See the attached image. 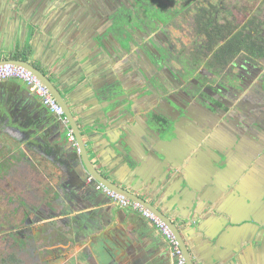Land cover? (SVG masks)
Returning <instances> with one entry per match:
<instances>
[{"label":"flooded vegetation","instance_id":"af4514ba","mask_svg":"<svg viewBox=\"0 0 264 264\" xmlns=\"http://www.w3.org/2000/svg\"><path fill=\"white\" fill-rule=\"evenodd\" d=\"M84 1L99 6L92 17L120 42L117 78L132 89L137 110L145 101L150 124L174 120L171 137H189L206 173L225 175L233 197L264 209V20L244 19L255 18L262 33L224 49L229 36L212 33V25L234 19L231 0ZM2 125L0 264H38L40 251L58 261L59 252L86 238L103 247L97 264L122 263L120 242L63 208L51 149H36L28 134Z\"/></svg>","mask_w":264,"mask_h":264},{"label":"water","instance_id":"95a60500","mask_svg":"<svg viewBox=\"0 0 264 264\" xmlns=\"http://www.w3.org/2000/svg\"><path fill=\"white\" fill-rule=\"evenodd\" d=\"M4 3L16 10L11 19L21 25L25 21L32 23V35L48 38L50 45L59 53L64 52L68 63L72 62L80 74L67 92L71 96L85 93L81 99L75 96L76 104L81 105L76 109L37 64L18 58L0 60V64L10 62L28 67L64 108L81 150L55 137L53 129L61 122L49 114L48 106L44 105L45 112L41 111L29 87L14 88L0 80V130L6 128L4 123L28 134L26 139L35 148L59 149L70 168L68 174L75 177L63 184V208L78 213L81 221L90 223V228L119 235L125 244V250L120 251L125 260L120 264H178V258L166 236L150 219L147 218L156 228L144 224L138 228L136 220L126 218L122 211L130 207L119 206L105 191L97 189V182L141 202L165 221L179 241L187 264H247L250 260L254 263L256 259L250 252L264 250V209L253 203L250 216L244 217L240 211L226 207L219 190L225 175L217 178L219 174L210 172L186 173V160L178 163L181 151L174 153L168 145L177 133L175 121L169 120L171 124L167 126L150 124L148 111L135 107L132 89L119 82L115 58L121 54L120 42H112L113 33L103 30L92 17V13L99 16V6H89L84 0H0V18L4 17ZM55 72L52 69V74ZM101 72L103 75L98 76ZM98 77L103 79L98 81ZM122 92L124 95L119 96ZM106 152H111L109 159L103 158ZM145 162L149 164L146 172H138ZM122 166L133 173L125 175ZM204 175L207 176L203 178ZM146 195L152 201L146 200ZM203 202L207 203L204 207ZM88 226L84 223V229L88 230ZM237 227L244 228L233 235ZM198 238L211 243L207 253L200 250Z\"/></svg>","mask_w":264,"mask_h":264},{"label":"crops","instance_id":"0c3cea01","mask_svg":"<svg viewBox=\"0 0 264 264\" xmlns=\"http://www.w3.org/2000/svg\"><path fill=\"white\" fill-rule=\"evenodd\" d=\"M2 14L4 15L3 18H0V60L3 59H10V58H18V59H26L29 60L35 64H37V66H39L40 68H43L46 73H48L51 78L58 84V86L62 89L64 95L67 96V98L69 100H71V102L73 103L74 107L76 109H80L81 105L76 104V100H75V95L71 96L70 94H68L67 92L69 91L71 84H73L77 79L80 78V74L78 73L76 66H74L72 64V62L68 63L67 57L64 56V52L59 53L58 51L55 50L54 46H52V44L50 45V43L48 42V38L45 39L43 38L41 35L39 37H35L32 35L31 33V29L35 28L34 25L27 21L24 22V25L18 24L17 22H15L13 18V15L15 14L16 10H14V8L12 6H10L8 3L3 5L2 7ZM109 42H111L112 37L109 38ZM117 40V39H116ZM114 40H112L113 42ZM95 43V41H94ZM116 43V42H114ZM27 49H29L27 51ZM114 55L116 54L115 51ZM120 52V51H119ZM121 57L119 55H116L115 58V63L119 64ZM119 62V63H118ZM59 64V66H57ZM45 66V68H44ZM62 67V68H61ZM52 69H56V72L54 74H52ZM118 73H119V67H118ZM101 75L98 76H102L103 72L100 73ZM98 77V81H99ZM103 79V78H101ZM102 83V81H100ZM5 83L8 86L11 87H21L23 89L28 88V85L26 84V82L22 79L19 78H11V79H7L5 81ZM83 94L82 92L78 93V98H83ZM29 99L33 100V97L31 95H29ZM81 96V97H80ZM38 105L41 106V111L45 112V107L44 104L42 103V101L40 100V98L35 95ZM119 105L120 103H116V105ZM135 107H137V101L135 102ZM146 107L145 105V101H143L141 103L140 106V110L144 109ZM51 111V110H50ZM52 117L56 118L57 120H59L61 122V124L57 127H54L53 131L56 132L55 133V137L65 140L66 142L72 144V142L68 139L67 137V131L69 129V123H65L64 121H62L55 113H53L52 111L49 113ZM20 122V121H19ZM16 128H17V124H16ZM2 131V130H0ZM4 131L1 132V134ZM0 134V136H1ZM76 150L78 149L77 146H75L74 144H72ZM169 147L174 151V153H178L179 151H181V156L183 157V159L185 160H191L190 165L188 167L187 172H193L195 174H200V173H206L204 167L202 166V164L200 163L201 160L197 158L196 153L197 150H195L190 143V139L189 137L187 138L184 133L183 134H179V136H176L175 139H173L171 142L168 143ZM51 151L54 153V159L53 161H51V163H49L50 165L53 164V166H55V171L58 177V181H57V189L59 191V187H60V192L59 194L63 193V189H64V183L67 182L70 178V180H75L74 175H69L68 171L70 168L67 167V162L66 160H64V156L62 155V153L60 152L59 149H54L51 148ZM111 155V152L108 153L106 152L103 156V158H107L109 159ZM181 157V158H182ZM106 160V159H105ZM200 161V162H199ZM52 167V165H51ZM149 167V164H147L146 162L144 163V165H140L138 167V172H146V168ZM53 168V167H52ZM54 169V168H53ZM123 173L125 175H130L133 172L130 170L129 167L126 166H122L121 167ZM226 174H231L227 171ZM207 175H204V177H206ZM210 178V177H209ZM207 179V178H205ZM57 180V179H55ZM220 192L222 195H224L225 197V202H226V207L229 210H238L240 211L239 213L242 214L244 217H249L251 214V210L250 207L253 206L252 202L249 203L248 202V198L246 196H239V197H233L232 194L229 192L228 190V186L227 183H222L220 184ZM207 205V204H206ZM259 205V204H258ZM205 205L202 203V207H204ZM261 206V205H259ZM124 212V216L126 218H132L133 220H136V224L138 226V228H140V224H144L145 226H147L148 228H156L146 217L143 216V214L139 211L133 210L131 208H124V210H122ZM248 225H252L248 224ZM254 226V225H253ZM244 227H237L234 228L232 231V234L234 235L235 232L243 230ZM192 229V226H191ZM107 234L110 236L111 239L117 241L119 243L118 246V250L122 252V249L125 250V244H123L122 239H119V235H116L112 232H107ZM193 237L196 238V235H193ZM125 238V237H124ZM199 241L198 243L201 244V248L200 250L204 253H207V251L209 249H211L210 247V242L206 239L203 238H198ZM124 240V239H123ZM90 243L92 244V242H90V238H86L81 240V242H77L75 249L78 250L79 248H83L86 245H90ZM120 245L122 247H120ZM251 257L255 258L256 261L253 263V260H250V262H247V264H264V250H252L250 252ZM119 256L121 257L122 260H125L124 256H122V253H119Z\"/></svg>","mask_w":264,"mask_h":264},{"label":"built area","instance_id":"2783aa9c","mask_svg":"<svg viewBox=\"0 0 264 264\" xmlns=\"http://www.w3.org/2000/svg\"><path fill=\"white\" fill-rule=\"evenodd\" d=\"M11 78H19L24 80L31 91L40 98L45 106H48L50 110L55 113L62 121L67 124L69 123L68 118L64 113V108L54 97L50 88L32 70L24 65H18L10 62L0 64V80H7ZM67 136L69 140L78 147L79 150L78 142L76 141L74 132L71 128L68 129ZM97 189L105 191L119 206L130 207L133 210L141 212L144 217L150 219L168 239L173 253L178 258V264H187L182 249L179 245V241L177 240L175 234L173 233L169 225L165 221H163L157 214L152 212L149 208L145 207V205L141 202L133 200L115 191L114 189H111L103 182H97Z\"/></svg>","mask_w":264,"mask_h":264},{"label":"rangeland","instance_id":"374dc122","mask_svg":"<svg viewBox=\"0 0 264 264\" xmlns=\"http://www.w3.org/2000/svg\"><path fill=\"white\" fill-rule=\"evenodd\" d=\"M228 6L233 15L232 18H236L238 23H242L244 19L253 14L264 20V0H231L228 2ZM54 229L60 232L59 227L54 226ZM86 248H88V252L85 250ZM102 249L103 247L98 242H93L91 245H86L78 250L72 247L67 253L63 250L59 252L60 258L58 261L52 260L49 252L40 251L39 255L41 257L38 264H97L96 258L101 259V255H103L101 253ZM104 262L98 260L99 264H105Z\"/></svg>","mask_w":264,"mask_h":264},{"label":"trees","instance_id":"16d2710c","mask_svg":"<svg viewBox=\"0 0 264 264\" xmlns=\"http://www.w3.org/2000/svg\"><path fill=\"white\" fill-rule=\"evenodd\" d=\"M255 18H251L247 20L245 23H238L236 18L233 20H228L226 23H221L217 21L213 27L212 33L215 31L219 36L226 35L229 36L226 39V43L224 44V49H230L232 47H236L238 44H242L247 40L246 37H251L254 33L259 35L261 29L259 28L257 22H255ZM259 39V38H258ZM253 41L252 38H250Z\"/></svg>","mask_w":264,"mask_h":264}]
</instances>
